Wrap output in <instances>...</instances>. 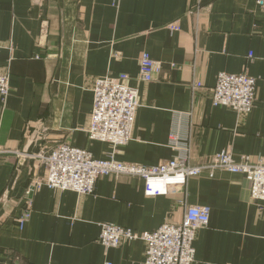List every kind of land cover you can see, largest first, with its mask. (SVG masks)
Returning <instances> with one entry per match:
<instances>
[{"label":"crops","instance_id":"0c3cea01","mask_svg":"<svg viewBox=\"0 0 264 264\" xmlns=\"http://www.w3.org/2000/svg\"><path fill=\"white\" fill-rule=\"evenodd\" d=\"M257 1L0 0V71L10 87L0 103V264H143L142 241L104 250L101 225L151 233L181 223L187 206L210 208L193 264H264V203L250 200L244 176L223 171L156 197L135 177H101L89 196L42 187L28 221L17 225L26 188L43 175L34 158L42 147L67 143L96 160L144 166L179 155L202 166L228 150L236 161L264 157V9ZM174 23L177 32L167 28ZM143 53L162 65L148 84L136 80ZM221 72L256 79L248 115L212 106ZM120 75L138 90L140 107L131 140L111 156L110 145L90 141L86 130L94 81ZM36 124L45 137L31 143L26 129Z\"/></svg>","mask_w":264,"mask_h":264},{"label":"built area","instance_id":"2783aa9c","mask_svg":"<svg viewBox=\"0 0 264 264\" xmlns=\"http://www.w3.org/2000/svg\"><path fill=\"white\" fill-rule=\"evenodd\" d=\"M257 5L264 9V0ZM172 32L179 31L174 23L167 27ZM251 58V55L249 56ZM136 77L137 82L148 84L161 73L162 65L147 54H141ZM200 85L197 84L196 88ZM256 79L242 73L221 72L211 89V103L214 107H225L238 116L250 113L256 98ZM93 107L86 130L90 141L106 143L112 148L111 156L118 148L124 147L132 138V129L137 109L140 107L139 93L129 86V77L105 76L94 81L92 87ZM10 94L8 77L0 71V103L2 108ZM45 129L40 125L26 129L29 142L44 139ZM173 148L179 140L172 136ZM4 150L0 146V154ZM22 154H19L21 156ZM43 168L41 178L33 179L23 195L24 210L17 219L22 228L30 217L31 197L42 187L54 192L70 191L79 196L94 193L96 181L101 177H135L143 181L144 194L156 197L174 193L185 186L191 178L207 175L213 178L216 171L239 174L249 183V197L252 202L264 203V157L255 160L242 156L238 161L230 150L213 156L206 165H192L188 157L175 156L154 166L123 163L112 157L96 160L84 149L59 143L51 149L42 147L34 156ZM210 208L207 206H187L179 224L166 223L151 233H135L130 229L113 224L101 225L99 244L108 250L122 243L142 241L145 245L143 264H193L195 251L193 242L196 232L208 225Z\"/></svg>","mask_w":264,"mask_h":264}]
</instances>
